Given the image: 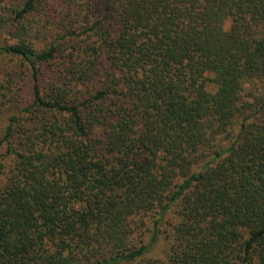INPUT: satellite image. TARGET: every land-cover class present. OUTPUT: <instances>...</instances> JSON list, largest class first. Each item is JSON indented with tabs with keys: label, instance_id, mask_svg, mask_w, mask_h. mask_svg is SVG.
<instances>
[{
	"label": "trees",
	"instance_id": "16d2710c",
	"mask_svg": "<svg viewBox=\"0 0 264 264\" xmlns=\"http://www.w3.org/2000/svg\"><path fill=\"white\" fill-rule=\"evenodd\" d=\"M50 5L0 0V264H264V0Z\"/></svg>",
	"mask_w": 264,
	"mask_h": 264
},
{
	"label": "rangeland",
	"instance_id": "374dc122",
	"mask_svg": "<svg viewBox=\"0 0 264 264\" xmlns=\"http://www.w3.org/2000/svg\"><path fill=\"white\" fill-rule=\"evenodd\" d=\"M66 0H48L51 3L52 10L61 9L65 5ZM21 65V59L13 56H0V69L14 70L15 73L11 72L12 75H8L4 84L7 87L1 89L3 92L0 95V139L4 136L6 127L9 123L10 116L13 115L17 106H14L13 102H17L22 97L24 84L28 79L27 75H24L23 68ZM4 95H7L4 97Z\"/></svg>",
	"mask_w": 264,
	"mask_h": 264
}]
</instances>
